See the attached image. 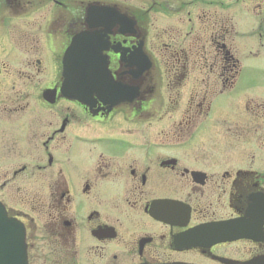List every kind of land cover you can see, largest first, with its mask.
<instances>
[{
    "label": "flooded vegetation",
    "instance_id": "obj_1",
    "mask_svg": "<svg viewBox=\"0 0 264 264\" xmlns=\"http://www.w3.org/2000/svg\"><path fill=\"white\" fill-rule=\"evenodd\" d=\"M0 202L26 264H264V0H0Z\"/></svg>",
    "mask_w": 264,
    "mask_h": 264
},
{
    "label": "water",
    "instance_id": "obj_2",
    "mask_svg": "<svg viewBox=\"0 0 264 264\" xmlns=\"http://www.w3.org/2000/svg\"><path fill=\"white\" fill-rule=\"evenodd\" d=\"M90 26L102 25V20H89ZM101 22V23H100ZM78 40L76 45L75 58L81 63L79 66H67L66 76L73 73L78 82V98L86 93L101 92L105 93L107 83V72L103 65L104 58L101 55L103 49L102 35L99 31L88 32L85 35L79 34L75 37ZM86 41V44H85ZM72 44L69 47V59L71 60ZM92 61L89 66L82 65V62ZM95 62H100L96 65ZM109 85V84H107ZM24 234L21 226L9 218L4 207L0 204V264H26L24 249Z\"/></svg>",
    "mask_w": 264,
    "mask_h": 264
},
{
    "label": "rangeland",
    "instance_id": "obj_3",
    "mask_svg": "<svg viewBox=\"0 0 264 264\" xmlns=\"http://www.w3.org/2000/svg\"><path fill=\"white\" fill-rule=\"evenodd\" d=\"M148 22H150V21H148ZM245 58V57H244Z\"/></svg>",
    "mask_w": 264,
    "mask_h": 264
}]
</instances>
